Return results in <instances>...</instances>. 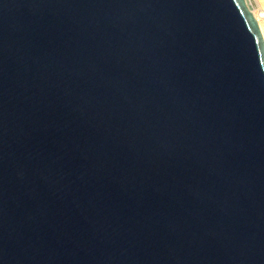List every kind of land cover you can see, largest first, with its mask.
<instances>
[{
  "label": "water",
  "instance_id": "obj_1",
  "mask_svg": "<svg viewBox=\"0 0 264 264\" xmlns=\"http://www.w3.org/2000/svg\"><path fill=\"white\" fill-rule=\"evenodd\" d=\"M0 264H264L247 0H0Z\"/></svg>",
  "mask_w": 264,
  "mask_h": 264
},
{
  "label": "bare ground",
  "instance_id": "obj_2",
  "mask_svg": "<svg viewBox=\"0 0 264 264\" xmlns=\"http://www.w3.org/2000/svg\"><path fill=\"white\" fill-rule=\"evenodd\" d=\"M247 2L250 5L252 11L254 12L256 18L259 21V24H260V27H261V30H262V34H263V37H264V7L256 9L255 7H253V5L251 3V0H247Z\"/></svg>",
  "mask_w": 264,
  "mask_h": 264
},
{
  "label": "rangeland",
  "instance_id": "obj_3",
  "mask_svg": "<svg viewBox=\"0 0 264 264\" xmlns=\"http://www.w3.org/2000/svg\"><path fill=\"white\" fill-rule=\"evenodd\" d=\"M251 3L256 9L264 7V0H251Z\"/></svg>",
  "mask_w": 264,
  "mask_h": 264
}]
</instances>
